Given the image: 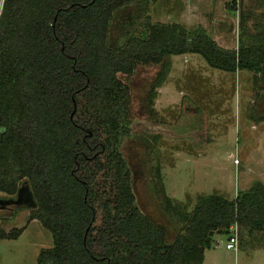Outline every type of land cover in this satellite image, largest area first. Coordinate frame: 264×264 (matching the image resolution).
I'll list each match as a JSON object with an SVG mask.
<instances>
[{
  "label": "trees",
  "instance_id": "obj_1",
  "mask_svg": "<svg viewBox=\"0 0 264 264\" xmlns=\"http://www.w3.org/2000/svg\"><path fill=\"white\" fill-rule=\"evenodd\" d=\"M132 1L3 2L0 192L7 197L0 199L9 202L0 208L13 203L22 187L31 190L30 220H40L54 240L40 250L37 264H203L215 233L233 224L264 228V184L257 182L234 199L201 195L190 213L166 197L187 222L167 240V228L136 204L131 169L119 148L121 135L131 130L130 87L119 73L130 75L139 63L159 65L147 90L149 114L175 54L199 53L228 72L251 70L264 86V29L249 35V43L226 48L204 31L147 21L142 35L113 48V14ZM240 22L245 32L243 11ZM101 173L111 176L112 186L98 185ZM23 230L0 226V239H17Z\"/></svg>",
  "mask_w": 264,
  "mask_h": 264
},
{
  "label": "rangeland",
  "instance_id": "obj_2",
  "mask_svg": "<svg viewBox=\"0 0 264 264\" xmlns=\"http://www.w3.org/2000/svg\"><path fill=\"white\" fill-rule=\"evenodd\" d=\"M264 0L132 1L111 19L109 45L121 47L132 35H142L145 23H180L191 33L204 31L226 48L252 41L264 28ZM2 0H0L1 8ZM235 7V8H234ZM2 11V10H1ZM245 28L241 26V12ZM158 64L139 63L132 74L119 73L130 87V132L119 148L132 173L136 204L167 228V240L184 231L187 222L177 212H192L201 195L234 199L257 182L264 184V86L254 72H228L211 67L199 53L172 55L166 82L158 89L149 114L146 97ZM98 185L113 179L101 173ZM1 197L7 194L0 192ZM99 208L98 224L101 219ZM25 203L0 208V226L24 228L17 239H0V264H37L42 248L54 245L53 235L38 219H31ZM247 243L227 248L229 229L214 234L213 247L203 264H264V228L243 225ZM248 239V240H247ZM247 247V248H246Z\"/></svg>",
  "mask_w": 264,
  "mask_h": 264
},
{
  "label": "built area",
  "instance_id": "obj_3",
  "mask_svg": "<svg viewBox=\"0 0 264 264\" xmlns=\"http://www.w3.org/2000/svg\"><path fill=\"white\" fill-rule=\"evenodd\" d=\"M3 2L4 0H2V4H1V8H0V13L3 7ZM230 230L232 231L231 234L228 235V240H227V248L228 249H235L237 250L238 245H239V226L238 224H233L230 227Z\"/></svg>",
  "mask_w": 264,
  "mask_h": 264
},
{
  "label": "water",
  "instance_id": "obj_4",
  "mask_svg": "<svg viewBox=\"0 0 264 264\" xmlns=\"http://www.w3.org/2000/svg\"><path fill=\"white\" fill-rule=\"evenodd\" d=\"M19 192L22 194V196H24L23 200L24 202L27 203V205H31V206L35 205V200L33 198L31 190H28V188L25 186V187H22ZM7 202H9V200L6 201L3 199H0V204L2 205Z\"/></svg>",
  "mask_w": 264,
  "mask_h": 264
},
{
  "label": "flooded vegetation",
  "instance_id": "obj_5",
  "mask_svg": "<svg viewBox=\"0 0 264 264\" xmlns=\"http://www.w3.org/2000/svg\"><path fill=\"white\" fill-rule=\"evenodd\" d=\"M23 198L24 196H22V194L19 193V196L15 199V201L13 203L7 204L5 208H8L9 206L14 204H23V203L27 204L26 202H24Z\"/></svg>",
  "mask_w": 264,
  "mask_h": 264
},
{
  "label": "crops",
  "instance_id": "obj_6",
  "mask_svg": "<svg viewBox=\"0 0 264 264\" xmlns=\"http://www.w3.org/2000/svg\"><path fill=\"white\" fill-rule=\"evenodd\" d=\"M209 249H211V248H209ZM209 249H207V250H209ZM207 250H206V251H207ZM206 251H205V252H206ZM205 257H206V256H205ZM204 261H205V260H204ZM203 263H204V262H203Z\"/></svg>",
  "mask_w": 264,
  "mask_h": 264
}]
</instances>
